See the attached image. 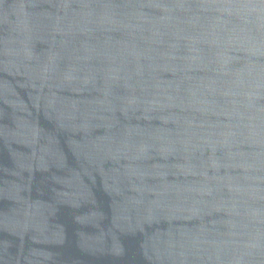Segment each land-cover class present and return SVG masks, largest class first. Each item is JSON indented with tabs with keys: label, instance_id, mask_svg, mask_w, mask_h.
Returning <instances> with one entry per match:
<instances>
[{
	"label": "water",
	"instance_id": "water-1",
	"mask_svg": "<svg viewBox=\"0 0 264 264\" xmlns=\"http://www.w3.org/2000/svg\"><path fill=\"white\" fill-rule=\"evenodd\" d=\"M0 264H264V0H0Z\"/></svg>",
	"mask_w": 264,
	"mask_h": 264
}]
</instances>
